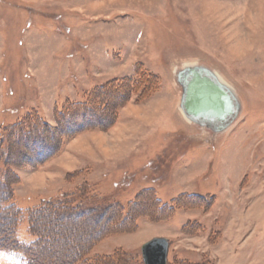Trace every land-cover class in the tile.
I'll return each mask as SVG.
<instances>
[{"label": "rangeland", "instance_id": "obj_1", "mask_svg": "<svg viewBox=\"0 0 264 264\" xmlns=\"http://www.w3.org/2000/svg\"><path fill=\"white\" fill-rule=\"evenodd\" d=\"M194 66L239 101L222 132L184 116ZM12 126L0 232L22 250L0 264H143L156 237L168 264H264V0H0Z\"/></svg>", "mask_w": 264, "mask_h": 264}, {"label": "water", "instance_id": "obj_2", "mask_svg": "<svg viewBox=\"0 0 264 264\" xmlns=\"http://www.w3.org/2000/svg\"><path fill=\"white\" fill-rule=\"evenodd\" d=\"M178 80L183 88L181 108L192 123L222 132L238 117L240 104L235 93L212 70L188 67ZM169 248L167 238L148 241L141 247L144 264H168Z\"/></svg>", "mask_w": 264, "mask_h": 264}, {"label": "trees", "instance_id": "obj_3", "mask_svg": "<svg viewBox=\"0 0 264 264\" xmlns=\"http://www.w3.org/2000/svg\"><path fill=\"white\" fill-rule=\"evenodd\" d=\"M38 120H40V119H38ZM37 120V121H38ZM37 121L35 120V121H33V122H35V124L37 125ZM19 125H23V124H19ZM21 129H23V128H21ZM16 130H18L17 129V127H15V126H12L11 128H9V129H7V130H5V131H3L2 130V132H0V136L1 137H4L5 135H6V132H10V131H13V132H15ZM35 133L36 132H34V129L32 128L31 129V131L29 132V133H24L23 135V137H28V136H31L33 139H35L36 137L34 136L35 135ZM2 142L3 143H5V141L4 140H2ZM5 151V149L4 148H0V151ZM47 154H44V156H46ZM42 157H43V155H42ZM48 157H50V156H48ZM46 158V157H45ZM45 158L44 159H42V160H40V161H45ZM36 160H39V158L38 159H36ZM40 161H38V162H40ZM0 164H2V162H0ZM0 170H1V168H0ZM1 175V174H0ZM7 183H6V181H4V178L1 176L0 177V193L1 194H4L5 196H1L2 198H1V201L2 202H5V200L7 199V198H9V192H8V189H7V193H5V189H4V187L6 188L7 187V185H6ZM7 201V200H6ZM9 208H11V210L12 211H17V212H22L23 214H24V211H21L18 207H16L15 205H14V207L12 206V204H10L9 206H8ZM52 208V207H51ZM69 209H71V204L70 203H68V204H63V205H57V207H56V209L55 210H53V209H47L50 213H54V215H57V216H64V211H66V210H69ZM160 209L162 210V209H164V208H161L160 207ZM118 210V209H117ZM170 210H172L171 208H170ZM16 214H20V213H16ZM88 214H89V212H88ZM38 216H41V214H37ZM33 217H36L35 215H33ZM134 216H132V218H133ZM131 218V219H132ZM129 219V218H128ZM133 219H135V217L133 218ZM15 220L16 219H12V224H13V227H14V225L19 221V220H17L16 221V223H15ZM136 220V219H135ZM7 235V234H6ZM6 235H4L3 233H1L0 232V249H2V250H4V251H15V250H17V251H20V250H22V249H20L19 248V245L17 244V245H15V244H13L14 243V241H13V239H11L12 237H11V235H10V233L8 234V236H6ZM34 236L37 238L38 236L36 235V234H34ZM41 236V234L39 233V237ZM11 239V240H10ZM25 252V251H24ZM23 253V252H22ZM24 255H25V257H26V259H27V261H28V263H30V261H31V264H37L36 262L38 261L34 256H31L30 258H31V260H29V257H28V255H26L25 253H23ZM120 257V256H119ZM121 259H123L124 260V256H122V258ZM116 260L117 259H115V263L114 262H111L110 261V264H122V263H120V261H119V263H116ZM126 260H128V264H132L133 262H135V261H133L131 258H126ZM124 263V262H123ZM126 263V262H125ZM124 263V264H125ZM144 264V263H143Z\"/></svg>", "mask_w": 264, "mask_h": 264}, {"label": "bare ground", "instance_id": "obj_4", "mask_svg": "<svg viewBox=\"0 0 264 264\" xmlns=\"http://www.w3.org/2000/svg\"><path fill=\"white\" fill-rule=\"evenodd\" d=\"M185 116V115H184ZM186 117V116H185ZM187 118V117H186ZM190 121V120H189Z\"/></svg>", "mask_w": 264, "mask_h": 264}]
</instances>
